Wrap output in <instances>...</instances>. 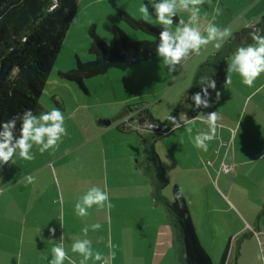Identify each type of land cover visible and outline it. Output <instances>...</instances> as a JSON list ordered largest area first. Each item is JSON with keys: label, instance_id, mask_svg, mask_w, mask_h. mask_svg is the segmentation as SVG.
<instances>
[{"label": "rangeland", "instance_id": "rangeland-1", "mask_svg": "<svg viewBox=\"0 0 264 264\" xmlns=\"http://www.w3.org/2000/svg\"><path fill=\"white\" fill-rule=\"evenodd\" d=\"M86 1L82 0L80 10L71 21L39 98L42 112L50 111L54 107L61 109L66 117L68 135L55 152L41 154L34 147V160L24 161L17 157L15 165H6L9 170L24 167L26 176H35L34 183L24 181L16 189L19 207L16 212L18 229L20 232H33L35 235L43 230L38 228V221L45 215L44 210L39 207V202L44 200L46 208L51 210L49 218L52 228L56 229L55 235H60L68 229L70 219L79 218L77 215L71 218L67 210L74 208L77 199L89 188L98 186L109 193L114 206L111 209L99 208L100 214L102 213L99 243L95 236L94 239L90 237L94 250L108 256L110 240L120 254L128 256L131 252L133 257L137 249V255H146L148 263L177 264L173 248V228L163 206L155 204L151 198L154 184L152 181H156L157 172L151 165V157L149 156L147 161L145 156L141 155L143 150L145 152L144 139L150 140L154 134L140 130L130 131L128 125H121L117 127L128 131L120 132L126 137V143L120 146L119 139L113 140V137L118 135L115 125L126 116L133 115L137 118L142 108L146 109V117L152 116V119L160 124L166 121L178 104V99L183 100L194 75L191 79H186V84L182 83V77L179 78L170 88L173 73H169L156 56L124 70L110 68L104 74L86 78V90L81 89L75 82L60 78L58 72L73 68L77 58L81 61L94 58L88 51L91 26H94L96 33L108 45H112V24L120 26L131 40L152 39L140 30L131 29L118 13L119 9L125 10L141 19L138 10L144 4L143 0H102L85 9L83 5ZM262 15L264 13L255 22H258ZM216 51L218 50L212 53ZM205 59L206 57L200 62ZM178 72L179 70L176 74ZM204 112L205 110L202 113L206 115ZM181 114L183 113H180L179 117ZM104 121H110L109 126L114 130H106L103 133L100 124ZM201 125L200 119H196L194 124L182 126L175 131L170 130L167 134L159 136L154 142L155 152L163 155L162 149L166 148L173 138L190 136L186 127L192 128V136L199 132ZM208 130L203 127L200 132ZM127 136H130L129 139ZM116 141L117 143H114ZM219 142L218 134L216 139L209 142L211 156L208 155L209 149L204 152L189 148V153L186 154L193 158L191 171L194 173L188 174L182 170L177 187H183L185 191L184 199L195 232L213 264H220L228 243L225 264H264V261L257 259L258 255L264 254V220L260 219L264 215V204L258 205V201H264V190L257 189L252 184L257 178L254 170L239 173L231 167L228 172L217 174L213 158L219 156L221 160L225 152L224 148L220 152ZM121 147L127 149L126 155L116 160L115 169H112L110 165L113 164L114 157H118L117 152L121 151ZM223 159L227 164L234 162L227 156ZM121 166L126 168V173L121 179H117L112 174L118 172ZM144 167H147L148 177L136 172L144 171ZM135 172L140 174L136 175ZM172 185L168 184L162 189V195L169 201L173 200ZM22 190L24 191L21 193ZM28 204H32L35 210L31 209L27 213ZM254 214L257 218L252 220ZM61 216L64 228L60 227ZM90 218L91 214L88 216V219ZM71 227L74 230L83 228L75 224ZM50 228L46 231L49 232ZM92 233L94 232L90 230L88 234ZM23 238H26L25 234ZM13 242L15 249L17 245L20 248L25 246L27 241L21 239ZM134 245L136 248L133 251ZM108 260L110 261V257Z\"/></svg>", "mask_w": 264, "mask_h": 264}, {"label": "trees", "instance_id": "trees-1", "mask_svg": "<svg viewBox=\"0 0 264 264\" xmlns=\"http://www.w3.org/2000/svg\"><path fill=\"white\" fill-rule=\"evenodd\" d=\"M52 2L53 0H0V123L6 122L25 109H31L35 114L41 110L39 98L78 10V0H59L60 6L49 12ZM143 2L147 4L149 0ZM149 9L152 12L151 4ZM118 13L131 29L140 30L152 39L131 40L120 26L112 24L110 27L112 45H108L96 33L94 26H91L88 51L94 58L89 61L77 58L73 68L58 72L60 78L75 82L81 89L86 90L84 86L86 78L104 74L110 68L124 70L157 56L155 50L159 42L160 29L125 10L119 9ZM152 17L155 18L154 12ZM253 27L264 32V15L254 25L234 31L229 43L209 54L197 66L192 84L183 100L173 109L172 116L179 119L180 113L186 114L188 118L197 115L200 109H194L191 96L201 90L200 78L210 76L218 85L226 73L228 56L237 46L251 43L249 33ZM209 92L212 94L213 91L209 89ZM150 120L157 122L152 118ZM160 125L167 133L172 128L168 119ZM159 136L161 135H152L150 140L144 139L145 160L148 161L150 156L153 161L151 165L157 172L156 181H152L154 184L151 198L155 204L163 206L173 228L175 260L177 264H213L197 237L184 197L181 206V202L169 201L162 195V189L169 181L154 149V142ZM144 171H147V167H144ZM172 187L174 195L178 187L175 184ZM228 246L229 243L225 247L220 264H225Z\"/></svg>", "mask_w": 264, "mask_h": 264}, {"label": "crops", "instance_id": "crops-1", "mask_svg": "<svg viewBox=\"0 0 264 264\" xmlns=\"http://www.w3.org/2000/svg\"><path fill=\"white\" fill-rule=\"evenodd\" d=\"M99 1L102 0H87L83 5V8H91ZM81 2L82 0H78L77 12L80 10ZM217 3L223 9V12L219 17H217L215 23L222 28L229 27L232 31H237L247 25H254L258 17L264 13V1L261 2V0H205V4L201 8V16H203V18H201L202 24H206L211 20L212 11L216 7ZM206 13L208 14L207 16H205ZM151 23L153 25L159 26L155 19H152ZM215 50L217 49H215L214 45L209 44L206 49L202 50L201 55L194 56L193 59L190 60L183 69L179 70L177 74L176 72L173 73L172 78L170 79V88L181 77L184 80L182 83L186 84L188 82L186 79H191L198 64L201 63V59H204V57L207 58L206 55H209ZM230 56L231 54L227 58V64L230 62ZM225 80L226 73L217 85V90H219L221 93L219 101L215 102V92H212L211 97L214 101L212 107L200 109L196 116H200L203 110H205L204 113H206V115L213 111L218 114L220 117L218 123L222 125V127L218 128L217 130L220 141L218 145L220 152L223 148L225 151L224 156L222 157L226 158L227 156L232 158L234 162L228 165H230L232 169H236L239 173H246L245 170L256 171L257 178L252 181V184L257 189L259 188L264 190V75L257 79L254 83V86L251 88L245 86L237 74H232L230 84L225 83ZM180 99H178L179 102ZM42 109L43 108L41 106V110L38 114L42 112ZM149 117L152 118V116ZM101 123L102 124H100V127L103 128V133L106 132V130H114V128L109 126L111 123L110 121H104V123ZM115 126L118 128L117 125ZM203 127L206 129L208 128V125L202 123L200 130ZM117 130L118 138L113 137V140L119 139L118 143H120V146L124 145L126 143V137H124V134L122 133H124L126 130L121 128H118ZM194 136L195 135H192L191 137ZM129 137L130 136H127L128 139ZM191 137H183L182 139L181 137L173 138L167 147L162 149L163 155L157 152V155H159L158 157L160 164L164 168L165 175H167L170 185L171 183L173 185H178L180 182L179 173L182 170L187 171L188 174L194 173L191 171V161H193V158L186 154L189 153V148H192L194 151L196 149L198 150V148L194 146ZM114 143H117V141ZM208 149V155L211 156L212 153L210 147H208ZM126 152L127 149L121 147V151L117 152L119 154L117 155L118 157H114V162L110 165V168L115 169L116 160L121 159L124 155H126ZM145 152L143 150L141 154L142 157L146 156ZM223 158H221V160L219 156H215L213 158L215 160L214 169L217 171V174L222 173V164H227ZM207 162L210 163L209 160ZM125 169L126 168L121 166L118 172H114L112 175L116 176L117 179H121L126 173ZM136 172H141V174H144V176L148 177L147 171L145 172L137 170ZM136 172V175L140 174ZM25 178L26 170L24 167H20L15 170H12L11 168V170H9V167H6V165L5 167L0 166V190H2V193H0V264H48V260L51 258V248L55 242L51 239H56L58 242L59 237L62 234L65 237L64 243L69 255L77 261V264H79L81 258L78 254L71 252V243L73 242L74 238L82 237L83 234L80 228L74 230L71 225L75 224L77 227H83L85 224L91 225L94 222L100 223L102 219V213L100 214L99 208L93 207L89 210L91 214L90 219H88V217H79L77 220H74L73 218V216L76 215L74 208L68 209L67 214L69 216L71 215V218H73L68 222V229L64 231L65 233L63 232L60 235L52 236L50 232L46 231L48 227L52 228L49 218L51 210L46 208L45 201L43 200L39 202V207L44 210L45 215L41 221H38V228H42L43 230L38 231L36 235L33 232H20L18 229V223L16 222V212L19 211L16 197L18 191L16 189L22 182L26 181ZM23 191L24 190H22L21 193ZM260 204H264V201L263 203L258 201V205ZM28 205L29 207L26 211L27 213L34 207L32 204ZM256 218L257 216L254 214L252 220ZM117 219H119V217ZM260 219L264 220V215ZM64 227L65 225L63 228ZM24 234L26 235V238H23ZM98 235L99 231H96L92 234H88L87 238L90 239L92 236V239H94L95 236V239L99 243ZM21 239H25L27 241L25 246L20 248L17 245V247L14 249L13 241H20ZM92 239L90 240L92 241ZM135 248L136 245L133 246V251ZM114 250L116 252L115 259H111L109 253L108 256L104 254L106 258L110 257L109 264H152V262H147L146 255H137L139 252L137 249L133 254V257L131 252L127 256L120 254V251L116 249ZM65 264H68V262L65 261ZM88 264H102V262L89 261Z\"/></svg>", "mask_w": 264, "mask_h": 264}, {"label": "clouds", "instance_id": "clouds-1", "mask_svg": "<svg viewBox=\"0 0 264 264\" xmlns=\"http://www.w3.org/2000/svg\"><path fill=\"white\" fill-rule=\"evenodd\" d=\"M149 4H151L152 12H150ZM204 4L205 0H149V3L139 7L141 19L147 24L152 22V13L155 14V20L161 29L155 51L169 73L183 69L194 56L201 55L202 50L206 49L209 44H213L217 50L221 49L229 43L233 36L229 27L222 28L215 23L217 17L223 12L218 3L212 11L211 20L206 24L201 23V8ZM59 6V0H53L52 6L48 10L49 12L55 11ZM207 15L206 13L205 16ZM249 35L251 43L237 46L229 57L230 62L226 68L225 83L230 84L232 74H237L241 78V82L251 88L255 81L264 75V32L253 27ZM199 84L201 90L191 96L194 109L212 107L214 101L209 89L215 92V102H218L221 97L220 91L217 90L216 80L210 76H202ZM167 119L171 122V131L194 124L196 119L207 124L209 130L198 132L194 137H191L192 128L186 127L194 146L204 152H207L209 142L216 139L218 128L222 127L218 123L220 117L215 111L207 115L202 113V115L194 118H188L186 114H181L179 119L168 115ZM65 120L66 117L61 109L54 107L50 111L40 114H35L31 109H25L6 122L0 123V166L15 165L16 157L24 161L34 160L35 155L32 151L34 147L41 154L59 150L64 137L68 135ZM18 122L19 130L17 131ZM151 127H155V125ZM25 180L26 183H34L35 176L28 175ZM184 196L183 187L178 188L173 195V202H181L182 206ZM62 199L61 195V201ZM93 206L111 209L114 205L111 203L109 193L106 190L92 186L77 199L74 212L78 217L86 218L90 215L89 210ZM60 219V227L63 228L62 216ZM100 228V223L85 225L81 229L83 236L73 239L71 252L79 255L81 258L79 264H88L89 261L109 264L108 258L102 252L94 250L92 241L87 238L90 230L96 232ZM55 231V228L49 229L52 236H55ZM51 240L55 242L51 248V258L48 260V264H65V261L68 264H77V261L69 255L65 247L63 234L59 237L58 242L56 239ZM108 248L109 256L111 259H115V246L110 240ZM257 259L264 261V254L258 255Z\"/></svg>", "mask_w": 264, "mask_h": 264}, {"label": "built area", "instance_id": "built-area-1", "mask_svg": "<svg viewBox=\"0 0 264 264\" xmlns=\"http://www.w3.org/2000/svg\"><path fill=\"white\" fill-rule=\"evenodd\" d=\"M138 114L139 115L137 118H134L133 115L126 116L119 121L117 126L120 127L123 125L126 127L128 125V129L130 131L137 132V130H140L154 135H163L167 133L162 125H160L158 122H153L148 117H146L144 114V109L140 110ZM152 125H155V127H151ZM229 169H231L230 165L224 163L222 164L221 170L223 172H228Z\"/></svg>", "mask_w": 264, "mask_h": 264}]
</instances>
